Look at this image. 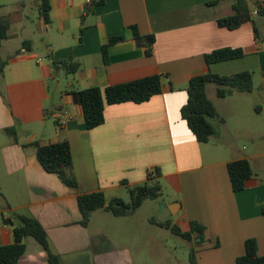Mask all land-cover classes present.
Returning <instances> with one entry per match:
<instances>
[{
	"label": "crops",
	"instance_id": "obj_1",
	"mask_svg": "<svg viewBox=\"0 0 264 264\" xmlns=\"http://www.w3.org/2000/svg\"><path fill=\"white\" fill-rule=\"evenodd\" d=\"M100 1L51 0L48 22L39 0L33 4L35 13L26 11V1L15 2L12 12L7 11L8 4H0L2 17L10 22L8 39L0 49L20 40L13 55L4 59L8 64L0 78V247L13 243V227L20 225L16 217L24 215L44 227L51 250L62 264H137L142 260L146 247H135L136 224L128 225L134 230L129 238L121 232L114 238L108 230L92 228L95 214H110L99 210L84 227L78 194L43 169L32 147H23L68 142L82 195L102 192L108 200L128 202V190L121 183L144 184L158 169L163 189L162 197L154 201L158 213L179 204L166 220L184 232L190 231L191 222L205 228L203 244L189 242L196 264H236L245 254L248 239L256 240L258 254L264 256V178L254 168V163L261 165L264 152L246 154L232 144L225 149L228 154L214 143L215 122L233 136L231 123L242 118L238 109H223L222 102H231L227 100L235 98V93L225 99L217 98L216 92L215 98L208 95L220 115L211 121L215 133L208 143L198 142L181 115L190 80L209 71L220 76L250 72L253 84L261 76L264 93V26L256 23L260 38L251 22L235 30L220 27L219 19L234 14L235 0ZM246 2L254 11L264 0ZM149 36L155 37L150 55L146 53ZM116 37L124 41L110 47L105 62L102 48ZM225 48L242 50L244 57L208 66L205 56ZM70 60L80 65L74 74L53 66ZM153 75L162 76L160 95L141 104L107 105L105 123L86 128L76 93ZM254 91L255 87L251 94ZM253 111L264 115L261 106ZM13 127L18 144L5 132ZM250 140L263 149L264 134ZM241 159L250 161L254 176L244 191L235 193L228 164ZM164 197L169 202H161ZM154 219L147 218L149 225L163 229L151 222ZM112 226L120 229L122 225ZM25 243L26 253L18 264H49L46 251L33 237Z\"/></svg>",
	"mask_w": 264,
	"mask_h": 264
},
{
	"label": "trees",
	"instance_id": "obj_2",
	"mask_svg": "<svg viewBox=\"0 0 264 264\" xmlns=\"http://www.w3.org/2000/svg\"><path fill=\"white\" fill-rule=\"evenodd\" d=\"M103 0L99 3L101 4ZM51 0H39V6L43 11L45 21L48 22V13L51 9ZM217 3V2H216ZM98 4H95L97 6ZM258 14L253 15L246 0H235L234 14L218 20V25L229 30L238 29L244 23L251 22L254 24L255 32L260 38L256 17L264 19V3L257 6ZM92 11V9H90ZM88 11V13L90 12ZM82 17V24L84 23ZM83 29V28H82ZM10 22L1 15L0 7V46L2 42L8 39ZM135 37L139 38L137 28H134ZM124 41L123 37L112 38L102 48L105 62L108 60L109 49L113 45ZM149 48L147 54H151V46L155 42L154 36L147 37ZM244 57V53L239 49H219L205 56L206 63L211 66L216 63L236 60ZM8 60L0 57V78L4 76ZM54 68H62L68 74L76 73L80 65L72 60L56 62ZM209 84L216 85V96L219 99H225L236 92L251 93L254 88L253 76L250 72L237 73L230 76H220L209 71L208 73L192 78L188 85V102L182 108V118L187 122L190 130L200 143H208L215 133L212 124L213 119L220 117L215 104L210 100L207 94ZM162 76L153 75L128 83L109 86L105 89L89 88L76 95L79 97L80 104L83 108L86 128L95 129L105 123V109L107 105H116L127 102L137 104L150 101L154 96L162 93ZM261 108L256 109L260 113ZM14 143L18 144L19 139L16 128L6 129L5 131ZM24 148L32 147L43 169L50 174L57 175L60 180L77 194L78 206L82 216L81 224L88 227L92 215L99 211L105 210L115 217H128L139 210L146 201H157L163 195V189L157 180L161 173L157 169L154 173L148 175L144 184L131 186L127 182L121 184L126 187L129 194V201L126 202L121 198L107 199L102 192L91 194H79L77 178L74 172V162L72 149L68 142H60L48 146H41L38 142L23 145ZM228 174L232 190L235 193L242 192L247 187V182L253 178L254 172L251 163L247 159L233 161L228 164ZM19 226L13 227V243L8 246L0 247V264H18L20 259L26 253L25 240L33 237L46 251L49 264H62L61 258L52 252L48 234L40 222L34 218L24 215H17ZM7 224L12 222L5 221ZM163 229L171 231L188 242L196 240L199 244L205 242V228L197 222L190 223V231L184 232L176 224H172L170 219L159 222L156 219L151 221ZM190 264H196L194 251L190 255ZM236 264H264V256L258 254L257 242L254 239H248L245 242V254L239 257Z\"/></svg>",
	"mask_w": 264,
	"mask_h": 264
},
{
	"label": "rangeland",
	"instance_id": "obj_3",
	"mask_svg": "<svg viewBox=\"0 0 264 264\" xmlns=\"http://www.w3.org/2000/svg\"><path fill=\"white\" fill-rule=\"evenodd\" d=\"M23 1L27 2V12H36V9L33 6L35 0H0V4H8L9 8L7 11L12 12L14 10V3ZM256 20L260 27L264 26L263 18L258 17ZM19 44L20 40L19 42L13 40L8 47L0 49V57L7 59L9 56H12ZM260 86H262V78L261 76H256L254 78L255 91L253 94H251L252 92H236L234 96L235 98L227 100L231 102H222L224 103V111L226 110L229 112L233 109H238L241 111L242 116L240 120L232 121L231 123L233 136L226 132H222L224 131L222 126L219 125L218 122H215L218 127L216 128L214 143L221 150H224L225 153L229 154V151H226L225 149L232 144H235L241 152L246 154L264 152V147L263 149L257 148L251 144L250 140L251 136H260L264 134V115L257 116L253 111L254 106H261L264 108V93ZM208 87L209 97L215 98L216 85L209 84ZM255 164L256 163H254V168H256L257 173L264 178V159L261 161L260 166ZM161 202L166 203L169 202V200L164 197ZM157 203L158 202L147 201L143 209L138 211L134 216L127 218H117L111 214L102 216L101 213H97L94 216L92 228L108 230V233L114 238L118 237L120 232L129 238L131 233L134 234V230L129 229L128 225L136 224L138 229L135 231V247L138 248L143 244H145L146 247L142 260L138 259L137 264H190V255L193 251V245L191 243L175 236L167 229H159L149 225L147 218L153 217L157 221H160V218L162 217V214L157 211ZM172 218L174 219V217ZM115 222L122 225L120 229L112 226ZM139 227H141V229Z\"/></svg>",
	"mask_w": 264,
	"mask_h": 264
},
{
	"label": "water",
	"instance_id": "obj_4",
	"mask_svg": "<svg viewBox=\"0 0 264 264\" xmlns=\"http://www.w3.org/2000/svg\"><path fill=\"white\" fill-rule=\"evenodd\" d=\"M176 208H180L179 204H173L168 206L167 208L163 209L162 211V216L160 218V221H165L168 217H170L171 215H174L176 213Z\"/></svg>",
	"mask_w": 264,
	"mask_h": 264
},
{
	"label": "built area",
	"instance_id": "obj_5",
	"mask_svg": "<svg viewBox=\"0 0 264 264\" xmlns=\"http://www.w3.org/2000/svg\"><path fill=\"white\" fill-rule=\"evenodd\" d=\"M258 1H260V0H258ZM257 14H258V10L255 9V10L253 11V15L256 16Z\"/></svg>",
	"mask_w": 264,
	"mask_h": 264
}]
</instances>
